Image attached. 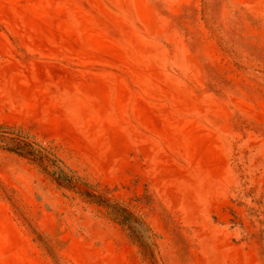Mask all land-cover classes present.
<instances>
[{
	"label": "rangeland",
	"instance_id": "374dc122",
	"mask_svg": "<svg viewBox=\"0 0 264 264\" xmlns=\"http://www.w3.org/2000/svg\"><path fill=\"white\" fill-rule=\"evenodd\" d=\"M0 264H264V0H0Z\"/></svg>",
	"mask_w": 264,
	"mask_h": 264
}]
</instances>
